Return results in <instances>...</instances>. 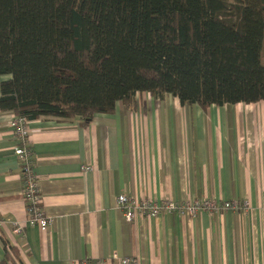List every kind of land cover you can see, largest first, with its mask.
Here are the masks:
<instances>
[{
  "label": "crops",
  "instance_id": "obj_1",
  "mask_svg": "<svg viewBox=\"0 0 264 264\" xmlns=\"http://www.w3.org/2000/svg\"><path fill=\"white\" fill-rule=\"evenodd\" d=\"M13 114L0 109V259L5 238L11 264H264V100L203 108L137 92L134 108L118 102L88 123L26 120L45 230L26 222ZM121 193L241 207L129 223Z\"/></svg>",
  "mask_w": 264,
  "mask_h": 264
},
{
  "label": "trees",
  "instance_id": "obj_2",
  "mask_svg": "<svg viewBox=\"0 0 264 264\" xmlns=\"http://www.w3.org/2000/svg\"><path fill=\"white\" fill-rule=\"evenodd\" d=\"M0 109L26 120L264 100V0H0ZM0 264L15 248L3 238Z\"/></svg>",
  "mask_w": 264,
  "mask_h": 264
},
{
  "label": "built area",
  "instance_id": "obj_3",
  "mask_svg": "<svg viewBox=\"0 0 264 264\" xmlns=\"http://www.w3.org/2000/svg\"><path fill=\"white\" fill-rule=\"evenodd\" d=\"M9 125L13 130L14 136L17 138L19 145L14 150L17 158L22 179V195L25 201L26 222L31 226H38L41 230H45L50 224V219L44 214L40 207V188L37 176L34 173V162L32 159V151L30 143L27 139L28 127L26 119L16 114L12 115ZM87 168V167H86ZM117 206L121 209L124 219L129 223H135L139 217L150 218L158 216L162 213H178L196 215L202 210L209 212H219L222 210H237L241 207L238 200H218L212 198H199L190 200H172V199H138L127 196L123 193L116 197ZM17 223V230H21V225ZM1 224V223H0ZM117 257L116 254H112ZM122 264H135L136 261L132 257H124L120 259ZM102 264V260L97 262Z\"/></svg>",
  "mask_w": 264,
  "mask_h": 264
}]
</instances>
